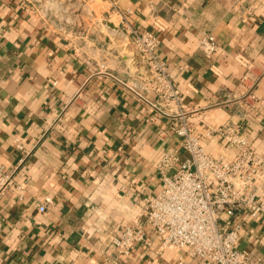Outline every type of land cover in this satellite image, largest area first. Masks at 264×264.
Wrapping results in <instances>:
<instances>
[{
  "label": "crops",
  "instance_id": "0c3cea01",
  "mask_svg": "<svg viewBox=\"0 0 264 264\" xmlns=\"http://www.w3.org/2000/svg\"><path fill=\"white\" fill-rule=\"evenodd\" d=\"M104 2L116 30L157 32L185 113L160 114L136 93L156 98L135 50L29 0H0V156L13 177L0 195V264H212L161 251L158 239L126 256L106 248L103 232L136 219L141 196L159 189L156 164L180 147L183 118L213 153L227 152L225 140L206 130L233 122L264 155V0ZM207 30L219 42L211 58L199 48ZM239 246L264 254V216L246 218Z\"/></svg>",
  "mask_w": 264,
  "mask_h": 264
},
{
  "label": "built area",
  "instance_id": "2783aa9c",
  "mask_svg": "<svg viewBox=\"0 0 264 264\" xmlns=\"http://www.w3.org/2000/svg\"><path fill=\"white\" fill-rule=\"evenodd\" d=\"M156 25L162 29L161 24ZM124 31L146 67L148 90L156 98L136 93L160 114L185 113L181 93L158 54L161 41L157 32L130 25ZM199 48L211 58L219 50V42L207 30L200 37ZM261 122L264 126V116ZM174 130L180 147L169 148L160 156L156 164L159 189L141 196L136 219L104 230L106 248L131 256L137 245H150L158 239L161 251H184L212 264H264L259 249L239 246L246 218L264 216V155L233 122L211 125L205 132L209 138H224L225 153L209 151L186 118L175 124ZM17 147L22 145L17 142ZM182 150L187 152L186 158H182ZM12 178L0 156V195ZM48 203L49 199L39 210L46 211Z\"/></svg>",
  "mask_w": 264,
  "mask_h": 264
},
{
  "label": "rangeland",
  "instance_id": "374dc122",
  "mask_svg": "<svg viewBox=\"0 0 264 264\" xmlns=\"http://www.w3.org/2000/svg\"><path fill=\"white\" fill-rule=\"evenodd\" d=\"M63 1V2H62ZM65 0H29L31 8L44 12L52 19L64 25L76 26L87 32L90 31L91 37L100 38L102 42L119 47L124 53L132 54L135 50L133 44L126 32L117 30L116 33L110 32L102 35L99 30V21H114V12L108 9V5L104 0H69L71 2L79 3L78 8L70 9L66 6ZM59 5V6H58ZM119 29V28H118Z\"/></svg>",
  "mask_w": 264,
  "mask_h": 264
},
{
  "label": "bare ground",
  "instance_id": "6f19581e",
  "mask_svg": "<svg viewBox=\"0 0 264 264\" xmlns=\"http://www.w3.org/2000/svg\"><path fill=\"white\" fill-rule=\"evenodd\" d=\"M64 2L67 3L66 6L68 8H70V9L71 8L72 9L78 8V6H79L78 5L79 3H77V2H71L69 0H65ZM102 20L99 21V27L104 31V33L102 35H105V34L110 33V32H113V33H116L117 32V30H116L117 27H116V25L112 21H108V20L102 21Z\"/></svg>",
  "mask_w": 264,
  "mask_h": 264
}]
</instances>
